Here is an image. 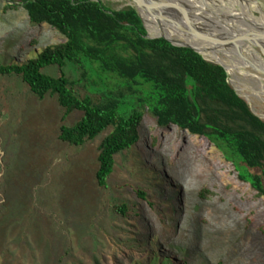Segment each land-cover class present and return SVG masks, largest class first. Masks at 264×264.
I'll list each match as a JSON object with an SVG mask.
<instances>
[{
	"label": "rangeland",
	"instance_id": "rangeland-1",
	"mask_svg": "<svg viewBox=\"0 0 264 264\" xmlns=\"http://www.w3.org/2000/svg\"><path fill=\"white\" fill-rule=\"evenodd\" d=\"M10 1L0 0V66L25 64L66 41L47 24L32 26L24 7ZM101 1L116 11L137 3ZM182 1L193 13L212 10L203 0ZM209 1L229 4L231 19L252 12L264 23V0H250L251 9L238 0ZM189 37L181 41L194 43ZM253 44L264 56V46ZM201 52L233 66L222 54ZM229 81L264 120L261 83L236 70ZM64 115L58 97L41 101L17 79H0V264H58L67 249L64 264H264V199L209 139L161 128L147 114L140 134L149 152L140 142L118 155L108 188H101L100 146L112 129L72 146L60 140L61 127L75 126L84 112ZM121 203L134 212L117 214L113 205Z\"/></svg>",
	"mask_w": 264,
	"mask_h": 264
},
{
	"label": "trees",
	"instance_id": "trees-1",
	"mask_svg": "<svg viewBox=\"0 0 264 264\" xmlns=\"http://www.w3.org/2000/svg\"><path fill=\"white\" fill-rule=\"evenodd\" d=\"M12 2L24 7L32 26L47 24L66 41L46 47L25 64L0 66V79H17L41 101L58 97L64 121L84 112L75 126L61 127L65 143L83 147L112 129L100 146L101 188H108L118 155L140 142L149 152L140 134L149 114L161 128L176 126L209 139L239 179L264 199V120L236 92L221 65L191 48L149 39L132 7L116 11L101 0ZM52 68H58V76L49 73ZM113 210L124 217L134 212L128 203L114 204ZM70 255L67 249L58 264Z\"/></svg>",
	"mask_w": 264,
	"mask_h": 264
},
{
	"label": "bare ground",
	"instance_id": "bare-ground-1",
	"mask_svg": "<svg viewBox=\"0 0 264 264\" xmlns=\"http://www.w3.org/2000/svg\"><path fill=\"white\" fill-rule=\"evenodd\" d=\"M136 1L135 5L140 8L144 22L151 30L150 36H166L176 43L188 44L200 50H211L218 55L222 54L233 62V66L228 67L230 73L235 70L241 71V73L257 79L264 89V56L254 48L253 44L255 42L264 46V23L257 19L252 12L247 14L248 16L242 15L243 17L231 19L229 14L233 11L229 4L215 3L214 5L209 0L203 1L205 4H212V10L208 7L205 9L201 7L194 13L193 9H189L182 0ZM224 1L228 3L227 0ZM238 3L242 7L251 9L250 0H238ZM148 7L152 8L156 17L151 14ZM173 13L179 17L182 23L172 18L171 14ZM261 15L264 17L263 14ZM155 26L163 32L156 29ZM186 37H189L194 43L181 41V38ZM256 72L261 73L262 76L257 75Z\"/></svg>",
	"mask_w": 264,
	"mask_h": 264
},
{
	"label": "water",
	"instance_id": "water-1",
	"mask_svg": "<svg viewBox=\"0 0 264 264\" xmlns=\"http://www.w3.org/2000/svg\"><path fill=\"white\" fill-rule=\"evenodd\" d=\"M95 1H98V0H95ZM133 1L135 2L136 0H133ZM10 3H11V4H17V3H14V2H12V1H10ZM160 6H162V5H160ZM136 10H137L139 16L141 17V19H142V21H143V23H144V19H143L141 13H140V8H138V6H136ZM145 28H146V26H145ZM147 37H148L149 39H159V38L166 39L167 41H169L172 45H174V46H176V47L191 48V49H193L195 52H197L198 54H200V55L203 56L202 52H201L200 50H198L197 48H195V47H193V46H191V45H188V44H180V43H176L175 41H173V40L167 38L166 36L151 37V36L149 35V33H148ZM259 49H260V48H259ZM203 57H204V56H203ZM204 58H205V57H204ZM217 64L221 65V66L227 71V73H228V75H229V70H228V68H227L225 65H223V64H221V63H217ZM229 83H230V81H229Z\"/></svg>",
	"mask_w": 264,
	"mask_h": 264
}]
</instances>
